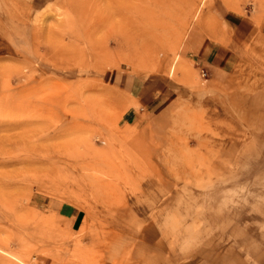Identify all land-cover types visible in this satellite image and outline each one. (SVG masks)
<instances>
[{
  "label": "rangeland",
  "instance_id": "1",
  "mask_svg": "<svg viewBox=\"0 0 264 264\" xmlns=\"http://www.w3.org/2000/svg\"><path fill=\"white\" fill-rule=\"evenodd\" d=\"M205 35L233 37L232 92L194 62ZM262 78L264 0H0V264L130 263L146 222L187 264L208 221L196 192L226 180L211 115L244 112Z\"/></svg>",
  "mask_w": 264,
  "mask_h": 264
},
{
  "label": "crops",
  "instance_id": "2",
  "mask_svg": "<svg viewBox=\"0 0 264 264\" xmlns=\"http://www.w3.org/2000/svg\"><path fill=\"white\" fill-rule=\"evenodd\" d=\"M226 26L230 30L227 23ZM232 43V36H227L226 41L221 42L218 37L210 38L205 35L198 40L194 50L193 59L198 70L209 74L208 83L215 90L232 92L237 87L234 76L241 59L237 48L231 46ZM262 79L255 94L243 99L248 104L244 112L236 113L228 109L219 111L215 107V112L211 115L214 121L225 123V129L218 131L230 138L221 144L219 158H215L212 164L223 169L226 180L224 185H216V191H210L209 196L196 192L198 198L210 199L208 205H205L208 221L203 222V226L199 228L204 233L200 234L199 244L188 255L187 264H264V78ZM215 97L217 103V96ZM212 103L210 96V104ZM149 104L146 105L151 106L148 114L164 113L158 106ZM233 114H247V117L240 122ZM241 134L250 135L251 138L240 137L239 140H233ZM250 150L255 153L252 157L249 155ZM234 167H240L241 171L237 173L233 170ZM82 212H77L72 219L74 230L77 226L81 228L86 220V215ZM143 232L145 245H135L136 258L130 263L121 264H153L145 261L144 257L153 252L160 260L158 264H168V261H163V241L154 233L157 228L151 222H146ZM206 232L209 234L207 239L204 237ZM181 258L185 257L180 256L177 261Z\"/></svg>",
  "mask_w": 264,
  "mask_h": 264
},
{
  "label": "bare ground",
  "instance_id": "3",
  "mask_svg": "<svg viewBox=\"0 0 264 264\" xmlns=\"http://www.w3.org/2000/svg\"><path fill=\"white\" fill-rule=\"evenodd\" d=\"M147 1H149V0H147ZM156 2L158 3V5H160L161 4V2H162V0H156ZM158 7H160V6H158ZM143 13H144V15H146V14H154L155 13V9H150V8H143ZM157 15H162L163 13H162V10L160 9V8H158V11H157ZM134 17L133 18H131L130 20H129V26L127 27V29H131V25H132V23H134ZM137 29V28H136ZM140 32H142V39L144 38V35H143V30H141ZM144 40V39H143ZM145 43H143V45H144ZM144 48H146V45H144ZM25 263V262H24Z\"/></svg>",
  "mask_w": 264,
  "mask_h": 264
},
{
  "label": "built area",
  "instance_id": "4",
  "mask_svg": "<svg viewBox=\"0 0 264 264\" xmlns=\"http://www.w3.org/2000/svg\"><path fill=\"white\" fill-rule=\"evenodd\" d=\"M206 74L204 73V76H205Z\"/></svg>",
  "mask_w": 264,
  "mask_h": 264
}]
</instances>
